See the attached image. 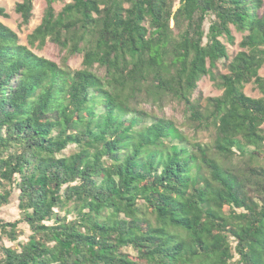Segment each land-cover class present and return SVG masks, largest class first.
Instances as JSON below:
<instances>
[{
  "label": "trees",
  "instance_id": "trees-1",
  "mask_svg": "<svg viewBox=\"0 0 264 264\" xmlns=\"http://www.w3.org/2000/svg\"><path fill=\"white\" fill-rule=\"evenodd\" d=\"M58 1L29 44L63 64L0 19V264H264V0ZM169 100L213 140L144 106Z\"/></svg>",
  "mask_w": 264,
  "mask_h": 264
},
{
  "label": "rangeland",
  "instance_id": "rangeland-1",
  "mask_svg": "<svg viewBox=\"0 0 264 264\" xmlns=\"http://www.w3.org/2000/svg\"><path fill=\"white\" fill-rule=\"evenodd\" d=\"M20 0H0V5L5 6L7 12L9 13L8 17H0V19L13 28L20 37V42L26 44L32 51L37 53L38 55L45 56L49 59H53L59 64H63L64 58L66 56V51L60 49L57 45L51 43L50 41L47 42L43 47L38 46V42L36 45L29 44V35L33 32V30L38 26V24L42 20V16L44 13V9L46 7V0H35V7H34V17L32 18L31 22L26 25L23 23V19L21 15L16 11V4ZM71 0H62L55 3V7L57 10H60L62 6ZM264 11V5L261 9ZM234 34L236 36L235 43L231 44L226 41L228 50L231 56H233L236 52L241 50V46L239 42L242 39V33L236 31L234 29ZM68 64L71 68L77 69L82 66V56H75L69 59ZM220 70L222 72H227L228 69L222 64L220 65ZM261 75L264 76V66L260 71ZM199 90L203 95V100L206 97L210 96H217L221 94L222 90H220L216 85L215 82L210 78V76L205 77L199 84ZM245 91L247 94L253 97L261 96V92L255 87L253 83L247 84L245 87ZM146 110H153L156 109L159 111V115L171 118L180 128L181 130L190 138L203 142V143H210L214 138V133L212 128L211 129H203L196 131L192 125L189 124L187 121L183 105L179 104L176 101L169 100L167 104L164 106L163 110H159L152 105L145 104ZM234 161H238V158H234ZM17 193H14L11 197L10 203L0 207V220L2 221H14L20 218L19 210L17 208ZM20 227L26 229V224H20ZM16 242L11 241L7 236H4L0 240V246L6 245L10 246L15 244ZM1 248H0V258H1Z\"/></svg>",
  "mask_w": 264,
  "mask_h": 264
}]
</instances>
